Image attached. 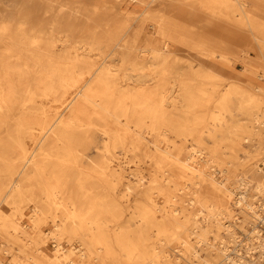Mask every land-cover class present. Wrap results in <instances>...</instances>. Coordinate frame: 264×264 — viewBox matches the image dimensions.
Masks as SVG:
<instances>
[{
  "label": "bare ground",
  "instance_id": "bare-ground-1",
  "mask_svg": "<svg viewBox=\"0 0 264 264\" xmlns=\"http://www.w3.org/2000/svg\"><path fill=\"white\" fill-rule=\"evenodd\" d=\"M7 1L9 4L5 5ZM31 1L0 0V126L5 127L9 116L13 115V129L0 135V138H9V141L0 140V151L4 154H0V165H3L0 169L9 171L6 195L14 201L24 195L21 181L28 173L26 170H31L41 181L37 194L45 202L55 197L63 198L56 207L62 208L64 216L59 222L53 217L52 222L55 234L79 235L84 248L79 249L80 259L75 264H82L88 258L95 259L98 264H110L113 259L115 264H264V167L258 163L260 158L264 165L261 130L264 121V22L257 12L245 8L247 0H200L202 8L207 10L204 14L207 26L218 29L219 22H224L222 29L226 32L233 33L235 24L249 29L256 39L262 66L257 74L248 68L242 74L250 78L251 84L255 83L253 88L259 94L237 84L230 85L216 97L215 109L206 116H201L198 110L210 105L219 85L217 76L211 74L206 63L192 72L190 81L195 82L194 86L183 79L177 80L182 85L174 94L167 85L175 81V70L167 63L170 56L167 39L160 48L120 45V39L110 47L103 46L95 25L85 38L75 22L81 16L86 17L78 8L96 10L102 6H82L79 0L75 7L60 5L58 10L52 9L47 28L43 29L29 23ZM250 1L256 3V0ZM257 1L256 7L264 10V0ZM35 2L36 8H43L46 13L43 6L56 0ZM166 2L169 9L177 8L176 0ZM184 13L187 17L195 16L188 9L182 13L169 10L164 15V23L157 24V33L162 36L172 33L175 20ZM156 16L150 10L142 13L144 19L156 20ZM12 19L15 24L11 23ZM207 45L208 40L202 38L191 46L207 52L204 55L209 63L212 62L210 56L227 61L226 53L219 47L207 48ZM107 48L149 52L150 58L158 59L159 70H152L153 76L145 74L143 68L148 66V61L133 62V71L122 70L129 56L124 52L119 55L120 63L108 62L107 54H85V50ZM92 57L98 59L90 60ZM253 75L255 79L251 78ZM234 99L238 100L236 107L242 114L253 116V125L233 133L236 126L223 125L222 115L231 112L229 106ZM47 101L56 102L60 109L50 108ZM168 105L179 108L176 112L168 111ZM251 107L256 111L249 110ZM94 127L103 135L102 143L94 147L110 155L107 162L93 160L91 171H82L83 177L78 174L69 179L59 171L61 168L42 165L38 155L45 159L55 155V162L78 167L80 148L89 144L90 136L75 130ZM216 130L227 133L214 135L212 132ZM170 133L175 139L169 137ZM202 133L218 137L222 145L225 143L228 155L224 164L228 167L210 169L215 150L203 144ZM153 134L161 135L162 139H149ZM26 139L30 140V145H26ZM245 142L254 151H243L244 159H239L237 152ZM116 149L125 155L122 162L115 164L117 167L112 164ZM58 152L64 157L60 159L56 155ZM250 158L252 161L247 163ZM47 167L53 172L47 174ZM233 168L240 169L233 181L236 197L232 195V188L223 182L228 181ZM127 169L123 196L131 211L133 227L120 226L117 231L110 232L114 206L100 191L89 188L94 182L87 181L92 177L105 183L108 178H119ZM217 171L221 173V181L214 176ZM251 182L254 193L249 194ZM218 193L220 195L216 196ZM159 196L163 198V205L157 201ZM212 196L219 198L218 204L210 203ZM195 204L201 208H195ZM232 207L238 209L239 215L235 217L238 226L246 222L252 225L246 234V245L230 246V239L225 242V235L231 238V228L236 227L231 219L233 215L226 217L233 211ZM47 212L38 211L34 227ZM9 227L15 233H25L18 222L4 219L0 223V234L6 236ZM210 228L215 233L213 239L220 238L216 242L206 235ZM172 240L177 241L173 247ZM60 250L57 247L52 257L34 251L31 259L34 264H74L73 251L55 253ZM252 251H256V256L252 257ZM120 256L122 259L118 260Z\"/></svg>",
  "mask_w": 264,
  "mask_h": 264
},
{
  "label": "rangeland",
  "instance_id": "rangeland-1",
  "mask_svg": "<svg viewBox=\"0 0 264 264\" xmlns=\"http://www.w3.org/2000/svg\"><path fill=\"white\" fill-rule=\"evenodd\" d=\"M36 0L31 1V5L29 6L31 13L29 23L30 25L39 26L43 29L47 28V25L49 23L50 15L52 13V9L55 8V10L59 9V6H67V7H73L76 5L77 0H56V2L48 3V5H44L43 7L46 9V13H44V9L41 8L40 10L37 9V5H35L37 2ZM83 5H91V4H98L99 6L105 7V8H99L96 10H86L84 8H78L81 9L86 15V17H80L79 19H76L75 22H77V25L83 30L84 37H88V33L90 29L95 25L97 30V37L100 39V45L110 47L112 46L117 39H120L118 42L120 45H127V46H136V48L149 46V47H155L160 48L163 44V40H166V45L170 51V56L167 58V63L172 66V68L175 70V73L173 75L175 81H171L168 85L169 88L174 90V94L177 93V89L181 87L182 83H180L177 80H185L189 85L194 86L195 82L190 81V77H192V72L195 71L198 68H201V65L205 64L208 65L211 74L214 76H217V79L219 80V85L217 89L213 92L215 95L210 100V105L206 106L205 108H200L198 110L199 114L201 116H206L210 110L215 109L214 103L217 101V96L223 93L224 89L227 88L230 85H240L242 87H245L253 94H259L256 89L253 88V84L250 82V78L247 75H242L245 71V69L248 68L249 70L255 71L254 73L257 74V72L262 71V66L259 62V50L257 48L256 39L252 36V33L249 31V29L237 27L236 24L232 27L234 32H226L225 29H222V26L224 27V22H219L220 27L218 29L207 26L206 24V17L204 16L205 10L202 8L200 4V0H176L175 7L173 9H169L170 5H168V1L166 0H79ZM260 2H263V0H260ZM9 4V2H5V5ZM258 4V1L256 0V3L253 1H245L244 6L247 10L252 11L256 14H258L259 19L264 22V10L261 8L256 7ZM41 6V5H40ZM75 7V6H74ZM6 8H10V6H6ZM193 11L194 17H187V15L182 16L180 14L179 18L175 20V26L171 29L173 30L172 33L167 34V36H162L157 33V24L159 22L164 23L166 20L164 15L169 12V10L179 11V13L184 12L185 10ZM146 10H150L151 12H155L157 14L156 20H149L142 18V13ZM94 13V14H93ZM12 24H15L13 19L11 21ZM11 24V25H12ZM230 27L226 25V28ZM237 27V28H236ZM122 31L120 33H117L118 30ZM206 38L208 40L207 48H215L219 47V49L226 53L227 61H222L220 58H216L215 56H210V60L212 62H208L207 58L204 54L207 52L197 50L195 48H192V44L196 43L199 39ZM134 39V41H132ZM189 39V40H185ZM185 40V41H184ZM193 43H192V42ZM217 41H220L218 43ZM84 46L86 44H83ZM61 46V45H59ZM133 46V47H134ZM135 50H116L113 51L110 49H101V50H85V54H107L106 60L110 63L112 61L119 62L120 63V57L119 55L124 53L129 54V56L126 58V61L123 69L126 71H133L134 66L133 62L137 63H144L145 61H148V66H144L143 70L145 74H152V70H159V67L157 63L159 62L158 59L150 58L149 55L151 53L149 52H141L138 49ZM218 53V52H216ZM1 54V52H0ZM2 57V56H0ZM98 58L92 57L90 60H97ZM223 62V63H222ZM172 77V79H173ZM171 78V77H170ZM255 79L254 75L251 77ZM152 85V83H148ZM180 101V99H179ZM238 100H233V105L230 104L231 112H224L223 113V125H235L236 130L233 131L237 132L238 130H245L248 128H251L253 125L252 118L253 116H247L246 114H242L236 107V102ZM50 108L55 110L60 109L57 108V104L54 101H47ZM179 105V104H178ZM168 111H177L179 108H174L173 105H168L167 107ZM182 109V108H180ZM249 110L255 112V108L251 107ZM17 110H14V113H16ZM207 113V114H206ZM53 114V113H52ZM175 116V115H173ZM13 115H10L8 121L4 125L0 126V135L5 134L7 130L13 129L12 124L13 121L11 120ZM200 124H207V123H200ZM209 125V124H207ZM261 130L264 134V121L261 124ZM248 127V128H247ZM85 130V131H84ZM77 133L83 134L86 133L90 136V142L86 147H81V153L80 157L78 158V167H74V165H70L67 163V165L63 162V165L59 164L58 162H55L53 158L56 156L53 155L52 158L45 159L43 155H38L40 158V161H42V165L59 167L63 171L65 175H68V179L71 177H74L79 174V176L83 177L80 173L82 171H91L94 164V161L103 160V162H107V160L110 159V155H104L100 150H97L94 146L97 144L102 143V133L98 127L94 128H88V129H76ZM201 133V130L199 131ZM198 132V133H199ZM214 135L219 134H226V130H216L212 132ZM244 135V133H243ZM170 138H174V134H169ZM172 138V139H173ZM149 139L151 140H161V135L158 136L156 134H153L152 136H149ZM1 141H9V138H0ZM29 139H26L27 142L26 145L29 144ZM201 141L205 146L208 147V149L215 150V153L211 156V162L210 165L212 166L210 169L217 168L218 167H226L227 165L224 164V161H227V155L228 152L226 148L218 141V137L211 138L206 133H202ZM218 141V142H217ZM35 140L33 144H35ZM184 142V141H183ZM31 143V142H30ZM58 145H56L58 148L60 146L59 141L57 142ZM182 143V142H181ZM188 143V142H186ZM217 143V146L215 144ZM220 144V146H219ZM30 145V144H29ZM55 148V147H53ZM242 150H239L237 152V155L239 159H244V152L243 151H250L253 149L249 145V143H243L241 146ZM51 150V149H49ZM55 150H52V153L54 154ZM60 151V150H59ZM117 154L112 158V164L117 167L115 164L118 162H122L125 158V155L120 153L118 149H116ZM254 150L251 151V153ZM16 152V151H14ZM0 154L4 155L1 151ZM60 159L64 157L61 153L58 152L56 154ZM221 157V158H220ZM253 158V157H252ZM248 160V162L252 161ZM229 160V159H228ZM234 161V159H232ZM58 161V160H57ZM237 162V161H236ZM234 161L233 163L236 164ZM17 163V161H16ZM232 163V162H231ZM258 163L260 167H264L262 164V160L258 158ZM18 164V163H17ZM2 166V167H1ZM228 167V166H227ZM0 168H3V165H0ZM232 173L229 175L228 181H223L225 183L226 187L232 188V195L235 196L236 187L233 183V181L238 177L240 174V169L233 168ZM15 171V170H14ZM28 173L24 178H22V187L24 195L21 197H16V200L11 199L9 196L6 195V187L8 183V173L9 171L0 169V223L4 219L8 220H14L18 222V224L21 225L22 230L25 232L24 234L21 233H15L13 230L9 227L8 231L6 232V236H2L0 234V264H18V263H25V264H34V261L31 259V255H34V251H38L40 254H44L47 256L52 257L54 254L55 249L61 248L59 252H55L59 255H61L63 252L73 251L72 258L75 260L74 264L80 259L78 257L79 249L84 248L83 244L81 243L79 235L70 236L68 237L67 234L65 235H59L55 234V229L53 226V217L57 222H59V219L64 216V212L62 211V208L56 207V203H59L63 198L61 197H55L52 198V201L45 202L44 199H42V196H39L37 194V191L41 189V181L40 179L34 174L31 170H26ZM46 173L49 174L53 172L51 169H45ZM11 172V171H10ZM13 172V170H12ZM129 170L127 169L126 172H123L120 174L119 178L116 176L115 179L108 178L106 182H100L92 177L88 179L87 182H94L92 184V187H89L95 192H101V195L104 196L105 200H107L111 205L114 206V213H113V220L109 222L111 226L108 228V230L111 232H115L119 229L120 226H128L133 227L132 219H131V211L130 208L126 205V198L123 196L124 194V188H125V177L124 175H128ZM221 173L218 171L214 174L216 179L218 181L222 180V177L220 175ZM20 180V179H19ZM68 180H66L67 182ZM253 182L249 185L248 193L252 194L253 191ZM86 186L87 183H86ZM105 188L103 190H106L103 192L102 188ZM30 194L31 196H29ZM220 195L218 194H215ZM256 196V195H255ZM222 197V195H221ZM21 198V199H20ZM157 201L159 204L163 205V198L157 197ZM254 202V200H253ZM210 203L212 204H218L219 198L213 197L211 198ZM255 204H256V198H255ZM195 208H201L198 204H195ZM40 209L48 210L47 212L40 220V222L37 224L36 227H34V219L35 216L39 215L38 211ZM233 211L230 214H226V217H230L234 222H236V227L231 228L232 230V237L228 238L225 235V242L230 239L228 245L232 246L235 243H239V246L241 244H247L246 243V234H249V231L251 230V224L246 222L243 224V226H238V220L235 219L238 213V209L236 207H232ZM198 215H201V213L197 212ZM235 214V215H234ZM217 217H221L218 215ZM256 223V221H255ZM213 229H215L213 227ZM20 230V231H22ZM210 232H208L206 235L210 238L212 241H217L220 238H217L216 240L213 239V236H215L214 231L212 228H210ZM223 234V231L221 235ZM229 235V234H227ZM224 237V236H223ZM39 241V242H37ZM172 244L171 247H173L177 241L172 240L170 241ZM118 252V249L115 248ZM256 256V251H252V257ZM29 257V258H28ZM121 257V256H120ZM119 259H122L121 258ZM68 260H64L66 263ZM68 264V263H66ZM82 264H98V262L95 259L88 258L87 260H83ZM110 264H115V260L113 259Z\"/></svg>",
  "mask_w": 264,
  "mask_h": 264
}]
</instances>
